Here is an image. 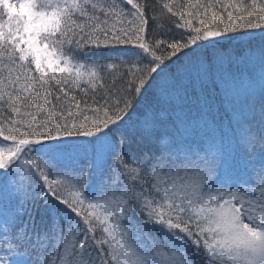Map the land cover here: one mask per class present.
I'll list each match as a JSON object with an SVG mask.
<instances>
[{
	"label": "snow or ice",
	"instance_id": "obj_1",
	"mask_svg": "<svg viewBox=\"0 0 264 264\" xmlns=\"http://www.w3.org/2000/svg\"><path fill=\"white\" fill-rule=\"evenodd\" d=\"M0 264H264V0H0Z\"/></svg>",
	"mask_w": 264,
	"mask_h": 264
},
{
	"label": "rangeland",
	"instance_id": "obj_2",
	"mask_svg": "<svg viewBox=\"0 0 264 264\" xmlns=\"http://www.w3.org/2000/svg\"><path fill=\"white\" fill-rule=\"evenodd\" d=\"M179 63L180 61L176 62V65L173 67L174 68L173 71L175 70L176 66L179 65ZM167 72L168 71L161 73V77L165 76ZM152 90L153 91L150 94L152 95V97L150 98L149 104L153 102V97L155 95V89H152ZM207 91H208V95L211 96L213 98V101L216 103L213 88L209 87ZM218 92L222 94V96L219 98H222L224 95L223 90L218 89ZM230 93H231L230 102H224L225 112L228 114V116L230 115L233 109L240 111L244 109L246 105L251 104L253 100L256 101L257 110L259 109V84L258 83L254 87H250L246 81L244 83H238L234 87H230ZM149 97H148V101H149ZM146 104H148V102L142 103V105H146Z\"/></svg>",
	"mask_w": 264,
	"mask_h": 264
},
{
	"label": "trees",
	"instance_id": "obj_3",
	"mask_svg": "<svg viewBox=\"0 0 264 264\" xmlns=\"http://www.w3.org/2000/svg\"><path fill=\"white\" fill-rule=\"evenodd\" d=\"M255 43H257L258 44V42H255ZM184 58L183 57H181V61L183 60ZM180 61V62H181ZM177 62H179V61H177ZM175 65H173L172 67H171V69H165V71H173V67H174ZM152 89L151 90H149L148 92H147V94L145 95V97H144V100L142 101V103H145V102H148V104H149V102H150V98L152 97V95H150L151 93H152ZM213 92H214V97H215V100H216V103L213 101V98L211 97V96H209V97H211L212 99H211V103H212V107H213V111H214V113L215 114H217V118L219 119V120H221V121H223V123H224V125L228 122V119H229V116H228V114L225 112V106H224V101H223V99L222 98H219V97H221L222 96V94H220L219 92H218V89H214L213 88ZM150 96V97H149ZM148 97H149V101H148ZM89 103H91L92 101L89 99V101H88ZM228 124V123H227ZM227 124L225 125V126H227Z\"/></svg>",
	"mask_w": 264,
	"mask_h": 264
}]
</instances>
